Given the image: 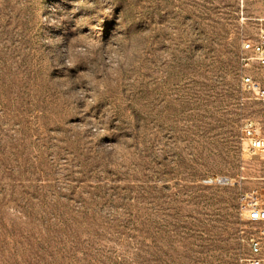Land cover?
Returning <instances> with one entry per match:
<instances>
[{
	"label": "rangeland",
	"instance_id": "rangeland-1",
	"mask_svg": "<svg viewBox=\"0 0 264 264\" xmlns=\"http://www.w3.org/2000/svg\"><path fill=\"white\" fill-rule=\"evenodd\" d=\"M263 27L264 0H0V264H239Z\"/></svg>",
	"mask_w": 264,
	"mask_h": 264
},
{
	"label": "built area",
	"instance_id": "built-area-1",
	"mask_svg": "<svg viewBox=\"0 0 264 264\" xmlns=\"http://www.w3.org/2000/svg\"><path fill=\"white\" fill-rule=\"evenodd\" d=\"M244 51H252L254 59L264 65V27L261 29L258 40L246 39L243 42ZM250 58H243L249 61ZM250 89H257L264 96V89L251 78L244 82ZM243 139L247 143L245 153L251 157L264 155V135L262 129L255 122H248L242 129ZM210 184H230V178L214 176L206 179ZM240 211L248 221L249 227L242 231V241L247 246V253L240 259L239 264H264V187L254 188L240 194Z\"/></svg>",
	"mask_w": 264,
	"mask_h": 264
}]
</instances>
